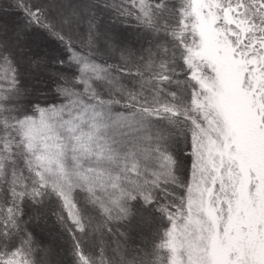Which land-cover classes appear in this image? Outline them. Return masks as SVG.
<instances>
[{
    "label": "snow or ice",
    "instance_id": "6c2138e0",
    "mask_svg": "<svg viewBox=\"0 0 264 264\" xmlns=\"http://www.w3.org/2000/svg\"><path fill=\"white\" fill-rule=\"evenodd\" d=\"M0 264H264V0H0Z\"/></svg>",
    "mask_w": 264,
    "mask_h": 264
}]
</instances>
